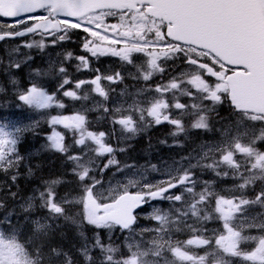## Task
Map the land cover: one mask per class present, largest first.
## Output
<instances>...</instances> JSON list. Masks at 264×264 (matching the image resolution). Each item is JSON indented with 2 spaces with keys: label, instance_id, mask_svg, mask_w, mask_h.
I'll return each mask as SVG.
<instances>
[{
  "label": "snow or ice",
  "instance_id": "snow-or-ice-1",
  "mask_svg": "<svg viewBox=\"0 0 264 264\" xmlns=\"http://www.w3.org/2000/svg\"><path fill=\"white\" fill-rule=\"evenodd\" d=\"M0 18L12 19L0 23V42L17 41L7 64L0 60L9 73L34 59L32 49L55 47L70 40L73 30L86 34L81 44L86 55L69 51L46 69H32L28 86L18 91L23 106L42 114L51 129L45 147L71 163L75 183L60 193L68 181H44L19 205V214L13 209L0 216V264H77L63 243H56L61 221L78 229L81 264H264V0H0ZM24 37L30 39L21 41ZM21 48L29 51L21 54ZM101 57L131 66L135 72L128 75L144 86L121 91L124 99L110 106L115 89L103 82L122 83L125 76L93 68L92 58ZM72 60L78 71H92L94 77L72 80L65 66ZM176 67L179 73L164 82ZM156 76L161 82L150 85ZM51 77H58L55 92L46 87ZM11 82L18 84L14 77ZM58 93L72 101L87 102L91 94L101 99L72 114H52L66 108ZM225 104L231 119L214 128L210 120ZM91 111L109 118L111 134L116 125L129 134L123 139L165 123L173 137L202 130L216 131L219 138L163 169L121 165L116 155L126 149L109 143L110 133L89 128ZM39 124L0 119V173L11 181H0V210L17 199L12 187L18 189L25 161L19 146L26 133L38 134ZM73 146L79 151L73 153ZM111 168L124 173L115 184L103 178ZM27 172L34 175L31 166ZM206 172L230 178V194L218 191L215 180L202 179ZM151 173L158 178L150 179ZM145 206L151 211H138ZM141 218L152 226L139 225ZM213 221L218 227L209 229ZM117 232L122 244L113 240ZM182 232L188 238H174Z\"/></svg>",
  "mask_w": 264,
  "mask_h": 264
},
{
  "label": "trees",
  "instance_id": "trees-1",
  "mask_svg": "<svg viewBox=\"0 0 264 264\" xmlns=\"http://www.w3.org/2000/svg\"><path fill=\"white\" fill-rule=\"evenodd\" d=\"M11 43L12 46L15 47L17 41H12ZM28 51L29 50L25 48L20 49L21 54ZM31 53L32 55H34L32 50ZM17 58H22V56ZM31 63L34 64L33 62ZM4 65H6L5 62ZM4 65H0V89H2L0 90V119L9 118L11 120L18 121L21 118L24 119L28 116H31L34 112L33 110L23 106L22 103L17 99L18 89L26 87V85L17 87L11 82L12 80L8 79L7 76L11 75L12 78L14 77L16 80H20L21 84H26L29 73L32 71L33 67L31 66L29 61V64L22 66L20 70L13 69L9 73L3 71ZM41 65L42 64H39L40 67H42ZM54 86L55 85H53V87ZM49 87L51 86L49 85ZM60 99L66 100L69 98L62 97ZM63 102L66 103V101ZM223 110H225V112L230 115L229 107L226 109L223 108ZM33 116H35V114ZM36 116L41 117L39 114H37ZM89 128L95 131H103V128L96 124H89ZM58 130L60 129L58 128ZM50 131L51 129L49 128L48 124L44 120H42L40 121L39 127L36 130L38 134H33L31 132L25 134L24 139L19 146L20 154L22 156H25V161L21 163V167L19 169L20 176L16 181V185H18L19 187L18 189L15 185L12 187L13 191L18 192L17 199L15 201L9 200L7 207L3 210H0V216H3L7 211H12L13 209H15L16 213L19 214V205L25 199H27L28 196L31 195L34 188L41 186L44 181L55 179L58 177H61L64 180L68 181L69 183H66L58 188V191L60 193H64L66 190H71L73 188L75 177L71 174L70 171L72 167L71 163L66 160L63 154L57 153L54 150L45 147L47 145L46 135L50 134ZM72 139L73 138L71 134H66V143L71 144ZM116 142L117 141H114V144ZM145 143L140 141L136 145H134V151H132L130 155L138 154L139 152L147 150V144ZM71 151L73 153H76L79 151V149L78 147L73 146ZM122 154H125V151L118 152L116 155V159L119 162ZM103 160L106 161V158H104ZM28 166H31L34 175H28ZM115 171V168H111L107 172H105L103 174L104 180L107 181L108 179H110ZM0 181H7L8 184H11V181L3 173H0ZM0 195H2V193H0ZM21 222L23 223L22 220ZM77 230L78 229L76 225H73L71 222L61 221V234L57 236L56 243H63L65 249L69 250L71 254L76 258L77 264H81L83 258L80 257L75 251V245L78 244V239L76 236ZM86 231L91 233L93 230L90 226H86ZM122 237L123 236H121V234L117 232L113 237V240L116 244H122ZM181 237V240H183L182 234Z\"/></svg>",
  "mask_w": 264,
  "mask_h": 264
},
{
  "label": "rangeland",
  "instance_id": "rangeland-1",
  "mask_svg": "<svg viewBox=\"0 0 264 264\" xmlns=\"http://www.w3.org/2000/svg\"><path fill=\"white\" fill-rule=\"evenodd\" d=\"M0 23H4L2 20H0ZM10 23V22H9ZM80 41V43L82 42V40H79ZM2 46V48L3 49H5L6 51H5V53H2V52H0V60H4V62L7 64V62H8V51H9V49L12 47V44L11 43H9V42H3V43H0ZM61 44V43H60ZM60 44H58V45H56L55 47H48V48H46L43 52H40L39 50V52H40V56L42 57V61L44 62V63H46L47 64V66L44 64V65H42V67H40V66H37L38 68H40V69H46L47 67H48V64L50 63V62H55V61H59V60H61V59H63V51H62V47H58ZM75 73H78V70H75L74 71ZM85 72H87V73H94V72H92V71H89V70H84V73ZM86 74V73H85ZM94 75H95V73L93 74V77H94ZM26 76V75H25ZM78 76V75H77ZM8 77V79H10V80H12V76L11 75H8L7 76ZM127 77H129V79L131 80L132 78L128 75ZM78 79H81V78H79L78 77ZM133 80V79H132ZM131 80V81H132ZM17 81H18V84H16V86L17 87H21V86H23V85H26V86H28V84L29 83H27V84H21L20 83V80H18L17 79ZM46 82L49 84V82H50V80H49V78L46 80ZM153 81H149L148 83H152ZM56 83H57V85H58V81H57V79H56ZM46 86H47V84H46ZM73 87V85H68V88H72ZM86 87V86H85ZM56 89H57V86L56 87H54L53 88V92H55L56 91ZM19 91V90H18ZM93 96V94H91V97ZM98 98L96 97V96H93L90 100L92 101L89 105H91L92 106V103H93V101L94 100H97ZM108 104L111 106L112 104H113V101H108ZM91 112H94V111H91ZM37 120H39V121H42V120H44L43 119V117H38V116H28V117H26V118H21L20 120H18L19 122H21V123H24V124H27V123H31V122H35V121H37ZM109 120V119H108ZM187 123V122H186ZM116 131H115V135H118V137L120 138V139H123V137L124 136H127V135H129V134H127V133H122L120 130H119V126L118 125H116ZM181 158V157H180ZM179 158V159H180ZM179 159H177V160H179ZM174 161V160H173ZM172 161V162H173ZM172 162H159V163H157V166L159 167V168H161V169H163L166 165H169V164H172ZM129 165H135L137 168H140V167H143V166H146V165H150V164H129ZM125 171H133V169H126ZM212 174V176L214 177V174L213 173H211ZM158 173H151V175H150V179H155V178H158ZM124 178V173L123 172H115V175H112L111 177H110V179H108L105 183H107L108 181H112V183L113 184H115L117 181H120V180H122ZM229 179V178H228ZM232 187V185L229 187V189ZM227 189V188H226ZM178 191V190H177ZM223 191H227V190H223ZM222 194H224L225 195V193H222ZM155 203H160V202H155ZM162 206L165 208V209H167V207H168V204L166 203V202H164L163 204H162ZM151 211V209L148 207V206H146L145 207V209L142 211V212H150ZM255 212H259V211H256V209L254 210ZM142 220L140 221V222H138L139 223V225H141V226H152V224H153V222L152 221H149V220H147V219H143V218H141ZM253 231H255V230H252L251 231V234L252 235H256V234H254V232ZM253 232V233H252ZM256 233V232H255ZM182 234V236H183V240L184 239H186V238H188V233L187 232H182L181 233ZM174 238H176V236L174 237ZM176 239H178V238H176ZM243 247H251V245H242ZM195 250V249H194ZM195 251H199V252H201V254L203 253V250L202 249H200V250H195Z\"/></svg>",
  "mask_w": 264,
  "mask_h": 264
},
{
  "label": "flooded vegetation",
  "instance_id": "flooded-vegetation-1",
  "mask_svg": "<svg viewBox=\"0 0 264 264\" xmlns=\"http://www.w3.org/2000/svg\"><path fill=\"white\" fill-rule=\"evenodd\" d=\"M114 22V21H112ZM71 34V32H70ZM72 35V34H71ZM85 36L84 33H82L81 38H83ZM102 59H104L106 61V70H105V74H110L114 71H120L124 76L125 79L122 83H117V84H109L107 81L103 82L105 84L106 87H110L112 89H115L114 92L110 93V102L111 101H119L121 99H124V97H120L119 93L125 89H127L129 92H134L136 89H139L141 87L144 86V82L142 81L140 86H137L135 84L136 80H134L133 82L127 78L128 75V71H124L123 70V66H121V69H113V65L117 64L118 66L121 65V61L118 60V58L115 57H101ZM100 59V58H99ZM93 60H97L96 58H93ZM171 63V62H169ZM181 67H183V65H181ZM100 69L101 66H100ZM180 71V67H176L174 69H169L168 72L165 74L164 76V82L167 81V79L172 76V75H176L178 74ZM127 81V82H126ZM152 83H149L150 85L155 84L157 82H161V78L159 76H156L153 78ZM93 96H96L95 94H93ZM98 99L100 100L101 98L96 96ZM129 99V102H131V99ZM187 97H182L181 100L182 102L187 101ZM227 105V104H226ZM87 107H91V105H86ZM228 106V105H227ZM219 110V115H221L220 117L223 118L222 119V124H224L225 122H227L228 120H230V115L228 113H226L224 110L222 109H218ZM101 112H97L95 111V114H99ZM167 125V126H165ZM172 126L168 125V124H161L158 126H153L151 128L146 129L145 131L141 132L139 135H137L135 137V139H130L132 140L133 144H137L138 142L142 141V142H146L145 144H157L161 139H163L165 137V132L166 131H170L172 132ZM193 142V139H192Z\"/></svg>",
  "mask_w": 264,
  "mask_h": 264
},
{
  "label": "water",
  "instance_id": "water-1",
  "mask_svg": "<svg viewBox=\"0 0 264 264\" xmlns=\"http://www.w3.org/2000/svg\"><path fill=\"white\" fill-rule=\"evenodd\" d=\"M7 19H11V18H7Z\"/></svg>",
  "mask_w": 264,
  "mask_h": 264
}]
</instances>
